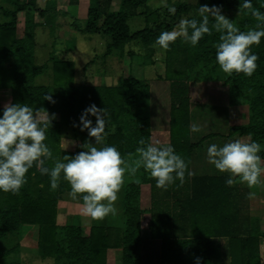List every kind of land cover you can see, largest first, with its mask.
<instances>
[{
    "label": "trees",
    "instance_id": "16d2710c",
    "mask_svg": "<svg viewBox=\"0 0 264 264\" xmlns=\"http://www.w3.org/2000/svg\"><path fill=\"white\" fill-rule=\"evenodd\" d=\"M11 5H0L3 15L9 20L0 22V88L11 90V104H27L34 111L44 109L56 113L46 131L45 143L53 153V159L63 160L64 155L75 157L86 151L85 144L95 145L89 130L81 131L80 117L85 109L95 104L107 109L104 144L96 147L114 146L128 164L139 158L136 149L152 142L151 123L148 114L149 81L131 74L135 51L127 50V45L140 42L146 49L142 63H154L152 53L155 41L164 31H171L182 14L187 19L200 21V6H216L241 31L255 28L258 21L242 8L244 0H198L197 3L168 1V6L176 8L175 14L166 7V18L159 21L158 6L149 8L152 0H121L117 10L110 8L112 0H88L87 19L81 23L74 19L78 31L107 38L102 55L126 58L125 73L115 83H91L88 79L82 84L74 82L75 63L73 60L52 54V82L39 83L36 78L46 73L47 62L39 64L35 60L34 35L39 25L49 26L52 31L58 27L57 0H45L40 7L38 0H2ZM81 0H68L72 6ZM253 8L264 14V0H251ZM26 13V32L17 37V15ZM36 13L44 18L43 23L35 18ZM71 12H65L69 15ZM140 15L146 20L144 28L131 31L130 16ZM155 23V25H152ZM214 18L209 17L212 28ZM82 26V27H81ZM220 33L212 29L196 46L178 39L166 52L164 78L171 82L172 105L170 113L171 146L187 164L184 182L175 179L167 189L156 187V180L143 167L135 175L125 173L124 184L118 195L121 223L115 224L104 218L94 220L88 233H84L77 216L71 222L60 224L58 204L62 195L71 193L70 185L63 180L53 191L50 176L42 175L34 165L26 174V183L19 194L0 191V264H22L21 238L26 226L38 227V256L52 260L54 264H142L144 253V221L151 214L146 228L154 237H161L158 264H213V237L228 236L231 252L230 264H262L259 235H234L231 230V217L225 211V198L228 189L223 182L226 176H205L189 182L190 163L196 143L191 140L188 82L219 81L229 90L231 105L247 106V120L232 125L229 134L248 135L250 142L261 144L259 155L264 158V38L251 51L256 54L257 68L251 77L243 73L231 76L223 73L216 59V45ZM93 61V60H92ZM91 61V62H92ZM51 95L55 103L44 99ZM0 94V118L4 110ZM87 119L96 125V117ZM70 132V133H68ZM69 134L79 141L74 149L65 148L62 138ZM145 140V145L139 141ZM152 144V143H151ZM51 168L53 160H46ZM175 176V174H173ZM226 184V183H225ZM149 187L152 208L143 205L142 190ZM225 187V188H224ZM185 190L187 197L182 204V213L188 215L192 225L187 237H172L159 233L166 223L164 209H159L166 195H178ZM82 202V198L79 197ZM150 205V204H149ZM112 215V214H111ZM113 216V215H112ZM109 218V217H108ZM73 222V223H72ZM162 232V230H161ZM120 247L118 260L109 261L107 250Z\"/></svg>",
    "mask_w": 264,
    "mask_h": 264
},
{
    "label": "clouds",
    "instance_id": "9594fccd",
    "mask_svg": "<svg viewBox=\"0 0 264 264\" xmlns=\"http://www.w3.org/2000/svg\"><path fill=\"white\" fill-rule=\"evenodd\" d=\"M162 4L175 14L174 6H168L166 0H162ZM240 8L247 10L258 21L255 28L241 31L221 14L219 7L203 5L198 9L200 21L181 19L171 31L162 32L155 44L165 51L170 50V45L178 39L196 46L206 34L211 35L214 28L220 33L215 59L223 73L228 76L243 73L251 77L259 59L251 49L264 38V14L253 8L251 0H244ZM210 16L214 18L212 28L209 27ZM44 99L55 103L51 95H45ZM89 114L96 117L95 127L87 119ZM107 115V109L97 108L93 104L80 117L81 131L88 129L89 136L95 138V145L104 144ZM54 118L55 114L50 117L46 110L41 108L34 111L27 104L5 105L0 118V191L19 194L26 183V174L35 165L42 175L50 176L53 191L59 187L63 176V180L70 185L73 199L82 198L83 213L99 221L109 214H116L115 202L126 172L135 175L143 167L156 180V187L165 190L175 179H179L181 184L184 182L187 164L171 145L158 147L149 143L146 147H138L139 158L134 164L126 163L114 146L98 148L92 144H85L83 147L87 150L75 157L64 155L63 160L53 159L45 140L46 131ZM190 130L198 132L200 127L192 124ZM139 144L145 145V140L141 139ZM260 152V143L237 139L223 146L210 145L207 158L220 173L230 174L226 180L227 186H233L235 178H238L239 182L251 189L261 183V176L264 175V160ZM46 160H53L51 168L45 166ZM254 196V192L248 193V198Z\"/></svg>",
    "mask_w": 264,
    "mask_h": 264
},
{
    "label": "rangeland",
    "instance_id": "374dc122",
    "mask_svg": "<svg viewBox=\"0 0 264 264\" xmlns=\"http://www.w3.org/2000/svg\"><path fill=\"white\" fill-rule=\"evenodd\" d=\"M121 0H112L110 8L118 9L120 6ZM168 1H180V2H188V3H197L198 0H166ZM44 0H38V4L40 7L44 6ZM0 5H4L6 7H11L10 4L3 2L0 0ZM88 0H81L78 5L72 6L69 4L68 0H57L56 7L58 8V27L56 30L52 31L49 26L41 25L40 27H36L35 35L33 38L34 41V50H35V60L37 63L42 64L47 62L49 64V68L46 70V73L41 74L36 78V81L39 83H51L52 82V60L50 57L54 53V55L66 57L74 61L75 63V72H74V82L78 85L84 83L85 79H88L91 83H115L117 82L118 77L125 73L126 68V60L127 57L118 58L117 56H107L104 57L102 53L105 49V41L107 38L101 37L98 35L88 34L87 32L78 31L76 25L74 24V19L78 18L81 23H84L87 19L88 9H89ZM154 6H158L159 13V21H163L166 14V7L163 6L162 0H152L149 3V8L154 10ZM213 7V6H211ZM210 7V8H211ZM70 11L69 15H65V12ZM228 12H223L222 15L226 17ZM2 9L0 8V22H4L9 20V17H5L2 15ZM186 14H182L181 18L176 21L175 26L179 23V21L183 18H186ZM35 18L43 23L44 18L39 16L36 13ZM26 13L24 10L19 11L17 15V29L16 34L17 37H24L26 32ZM128 24L130 26L131 31H137L145 27L146 20L143 16L136 15L130 16L128 19ZM152 25H155L153 23ZM82 27V26H81ZM156 45V44H155ZM135 51V55L132 63L131 74L134 77H144L146 80H163L164 81V73L166 62L164 58H166V52L162 48L154 47V51L152 56L156 59V63H142L143 55L146 53V49L140 44V42H132L130 45H127V50ZM93 60V61H92ZM92 61V62H91ZM165 62V63H164ZM190 82H194L191 83ZM167 87L162 86V89H165L164 96L168 95V86L169 82H163ZM194 84V85H192ZM188 91L190 95V99L193 101L192 108L197 111V122L200 124L199 127L204 124L207 128L210 126H214L213 122L218 117L216 115V110L212 108V105L215 103H219V101L227 103L229 101V90L227 86H224L219 81H189L188 82ZM150 93V92H149ZM163 93V92H162ZM162 93H160L162 95ZM0 94L2 99L3 106L11 104L12 95L11 90L9 88H0ZM194 94V95H193ZM212 105H211V104ZM247 106L239 105L236 109V118L238 121L243 122L247 119ZM227 113V111L225 112ZM51 117L55 114L56 119L58 115L56 113L48 112ZM227 115V114H226ZM226 118V117H225ZM221 126L217 125L218 129H224L222 120L224 118L220 117ZM196 120V117H195ZM227 120V119H226ZM195 124V123H194ZM227 125V124H225ZM227 128V127H225ZM167 129V127H166ZM70 133V132H68ZM249 137H247L246 142H249ZM79 144V141L69 134L65 135L62 138V145L65 148L74 149L75 146ZM142 198L143 205L149 206V197L151 195V191L149 187L143 188L142 190ZM120 194V193H119ZM118 194V195H119ZM119 200V198H118ZM118 200L115 202V207L117 209L115 215L109 214L105 217L107 220L114 222L115 224H120L121 219L118 215L119 212V203ZM245 199H242L244 201ZM74 213L80 224H86L94 222L90 217L86 216L82 208L80 206L79 197L73 199L70 192H66L62 195V199L58 204V222L60 224H64L69 220L71 222V217ZM83 213V214H81ZM109 217V218H108ZM87 227V225H86ZM90 227L86 228V231H89ZM23 236L21 238V258L22 264H54L52 260H43L38 256V231L36 226H26L24 228ZM88 233V232H87ZM158 248L157 245L154 246ZM113 251H117L118 255L120 254V250H110V255L112 260H116V256L112 253ZM119 251V252H118ZM144 253V252H143ZM144 253L142 264H153L156 262L158 264V260L156 257H152L150 253L147 258Z\"/></svg>",
    "mask_w": 264,
    "mask_h": 264
},
{
    "label": "crops",
    "instance_id": "0c3cea01",
    "mask_svg": "<svg viewBox=\"0 0 264 264\" xmlns=\"http://www.w3.org/2000/svg\"><path fill=\"white\" fill-rule=\"evenodd\" d=\"M45 2V0H44ZM113 10H117L113 8ZM3 15V14H2ZM39 25L38 27H40ZM155 48L158 45L154 46ZM154 63H156V59L154 56L152 57ZM165 60V58H164ZM165 63V62H164ZM169 82L168 86V95L164 96V92L166 90L162 89V86L165 84L163 82ZM197 82V81H195ZM194 83V82H190ZM150 85V93H149V104H148V114L151 123V132H152V144L154 146L163 147L171 144L170 138V113H171V105H172V96H171V82L170 80H153L149 82ZM194 85V84H192ZM167 87V85H165ZM163 92V93H162ZM162 93V95L160 94ZM189 95V91H188ZM194 95V94H193ZM190 98V95H189ZM193 101L190 99L189 103V117H190V126L192 124L200 125L197 122V111L192 108ZM211 104V103H210ZM212 105V108L216 110V115L218 119H215L214 126H209L208 128L202 125L200 126V131L192 132L191 131V140L196 143V146L193 149L191 163H190V172L191 175L188 178L189 182L193 179L198 180L200 177L205 176H226L229 178L228 173H220L215 167L208 162L207 158V149L210 145L216 144L217 146H223L227 142L235 141L237 139L246 142L248 135H231L229 134L230 127L235 124L242 123L236 118V109L237 105H231L229 101L227 103L219 101V103H215ZM227 111V113H225ZM227 114V115H226ZM196 117V120H195ZM224 118L223 126L227 127L224 129H218L217 125L221 126V119ZM226 117V118H225ZM227 119V120H226ZM247 120V119H246ZM245 122V121H243ZM227 124V125H225ZM167 127V129H166ZM250 138V137H249ZM248 142V141H247ZM250 142V139H249ZM264 160V158L262 159ZM236 182L233 186L229 187L223 182L226 186L225 189H228L225 198V211L231 217V230L234 235L240 236H248V235H259L260 237V254L262 258V264H264V175L261 176V183L256 185L253 188H249L246 184L239 182L238 178H235ZM254 192L255 196L253 198H248L249 192ZM187 193L185 190L181 192H177L178 195H166L164 201L162 202V206H159V209H164L165 216L168 217L166 223L162 225V228L159 230V233H163V235H168L169 232L172 237H187L190 234L192 225L187 222L188 215L186 213H182L183 209L181 207L185 202L184 199L187 197ZM151 201V195L149 197ZM242 199H245L242 201ZM80 206L82 208V202L79 200ZM149 208H152L151 203H149ZM150 208V209H151ZM74 213L73 215L76 216ZM83 214V213H81ZM72 215V216H73ZM151 214H147L146 220L144 221V243L142 247V253L146 254V257L151 253L152 257H156L158 260L160 246H161V237H154L150 233H148L149 229L146 228L149 223ZM58 220V217H57ZM73 223V222H72ZM84 230L89 226L91 227V223L81 224ZM87 225V227H86ZM36 226V225H34ZM37 227V226H36ZM162 230V232H161ZM38 231V227H37ZM213 251L214 256L212 259L213 264H230L231 261V252L229 247L230 239L228 236L224 237H213ZM157 245L158 248L154 246ZM120 250V247H110L107 250V257L109 261H114L111 259L110 250ZM119 252V251H118ZM120 253V252H119ZM116 256V260L119 259L120 254L118 255L117 251H113L112 255ZM153 264H156L154 262Z\"/></svg>",
    "mask_w": 264,
    "mask_h": 264
}]
</instances>
